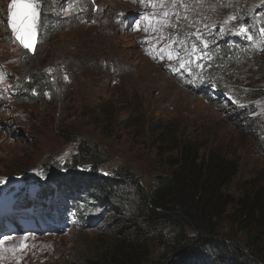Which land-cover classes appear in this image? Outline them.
<instances>
[{
    "label": "rangeland",
    "instance_id": "374dc122",
    "mask_svg": "<svg viewBox=\"0 0 264 264\" xmlns=\"http://www.w3.org/2000/svg\"><path fill=\"white\" fill-rule=\"evenodd\" d=\"M144 1L48 0L35 54L29 55L8 27L11 0H0V200L49 202L36 183L56 161L66 168L81 141L102 152L103 173L129 166L153 187L155 175L171 173L168 159L177 155L163 137L171 129L183 143L203 147L205 158L218 147L238 161L240 173L228 187L235 197L264 175V118L247 119L249 101L226 93L221 105L210 106L167 77L151 58L156 54L168 63L162 36L150 25L125 29L120 21L139 12ZM251 63L255 70L243 71L241 85L256 90L251 106L260 111L264 62ZM235 78L227 81L234 84ZM24 85L29 92L18 103L12 89L23 92ZM53 188L50 198L61 190ZM70 209L58 216L64 220L58 234L1 243L0 264L100 261L106 235L76 224ZM218 223L225 234L234 229L225 218ZM237 240L245 246L242 234Z\"/></svg>",
    "mask_w": 264,
    "mask_h": 264
},
{
    "label": "trees",
    "instance_id": "16d2710c",
    "mask_svg": "<svg viewBox=\"0 0 264 264\" xmlns=\"http://www.w3.org/2000/svg\"><path fill=\"white\" fill-rule=\"evenodd\" d=\"M207 4L219 20V12L232 14L238 27L264 20V0H208ZM260 55L264 62V50ZM254 70L249 67V72ZM235 76L234 84L222 76L224 84L217 88L216 98L202 100L215 107L225 92L252 102L256 90L241 85L244 73L235 70ZM163 137L177 155L168 159L171 173L155 175L153 187L142 184L129 166L103 173L102 152L85 141L76 145L66 168L60 169L62 164L56 161L36 184L68 185L67 203L84 210L83 225L93 222L106 235L107 249L92 264H264V175L247 183L248 190L235 197L228 187L240 173L237 160L218 147L205 158L203 147L183 143L174 129ZM223 218L234 228L228 234L220 230L218 222ZM240 234L243 247L237 242Z\"/></svg>",
    "mask_w": 264,
    "mask_h": 264
},
{
    "label": "snow or ice",
    "instance_id": "6c2138e0",
    "mask_svg": "<svg viewBox=\"0 0 264 264\" xmlns=\"http://www.w3.org/2000/svg\"><path fill=\"white\" fill-rule=\"evenodd\" d=\"M40 3L41 0H11L9 6L8 25L25 49L32 48L35 42Z\"/></svg>",
    "mask_w": 264,
    "mask_h": 264
},
{
    "label": "water",
    "instance_id": "95a60500",
    "mask_svg": "<svg viewBox=\"0 0 264 264\" xmlns=\"http://www.w3.org/2000/svg\"><path fill=\"white\" fill-rule=\"evenodd\" d=\"M47 3V0H41V3L40 5L38 6L40 8V16H39V19H38V24H37V31H36V38H35V42L37 41V38H38V34H39V31H40V28H41V22H42V18H43V12H44V8H45V5ZM19 41V40H18ZM20 42V41H19ZM34 42V43H35ZM21 44V43H20ZM22 45V44H21ZM23 46V45H22ZM34 46V44H33ZM33 48V47H32Z\"/></svg>",
    "mask_w": 264,
    "mask_h": 264
}]
</instances>
